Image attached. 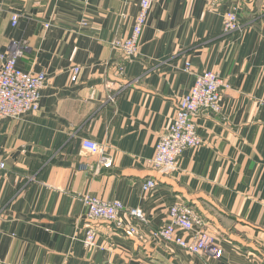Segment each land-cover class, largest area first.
Wrapping results in <instances>:
<instances>
[{
    "label": "crops",
    "instance_id": "0c3cea01",
    "mask_svg": "<svg viewBox=\"0 0 264 264\" xmlns=\"http://www.w3.org/2000/svg\"><path fill=\"white\" fill-rule=\"evenodd\" d=\"M140 1L0 0V53L25 41L19 66L47 74L39 111L0 119V264H264V0H153L127 59L112 42L130 36ZM228 10L241 23L231 33ZM208 70L230 83L222 109L200 113L203 144L160 171L156 144ZM87 194L142 209L143 219L124 215L136 232L90 217ZM176 202L202 214L219 258L156 235ZM90 225L98 247L83 243Z\"/></svg>",
    "mask_w": 264,
    "mask_h": 264
},
{
    "label": "built area",
    "instance_id": "2783aa9c",
    "mask_svg": "<svg viewBox=\"0 0 264 264\" xmlns=\"http://www.w3.org/2000/svg\"><path fill=\"white\" fill-rule=\"evenodd\" d=\"M153 0H141L130 36L125 39H115L114 48L120 49L127 59L134 57L140 50V40L148 23ZM18 24V16L13 17V25ZM49 24H46L48 27ZM241 28L236 10H228L224 15L223 30L231 33ZM25 41L12 40L7 53H0V119H21L27 114L40 110L42 91L46 85L45 72H31L23 70L18 62L28 50ZM192 63L187 62L184 70L190 72ZM80 68H74L72 80L78 79ZM230 87L221 76L213 70L198 74L190 90L178 103L177 113L171 122L168 132L160 137L156 144L155 155L149 163L163 172L173 171L179 158L189 148L203 144V138L198 132L197 117L204 111L220 112L222 109L221 92ZM113 99V96H111ZM83 148L94 154L101 155V162L106 167L112 166V161L103 155L100 143L84 139ZM6 169V163L0 159V171ZM157 185L154 179L143 184L144 190ZM82 201L87 207L88 215L114 224L133 235L136 229L126 224L124 215L143 219L140 208H127L119 200H105L98 196L84 195ZM162 240L174 242L183 249L195 253L219 258L223 247L205 224L202 214L192 205L176 202L169 209V220L157 234ZM83 243L87 248L98 247L97 233L93 226H88L83 236ZM102 247V246H101Z\"/></svg>",
    "mask_w": 264,
    "mask_h": 264
}]
</instances>
